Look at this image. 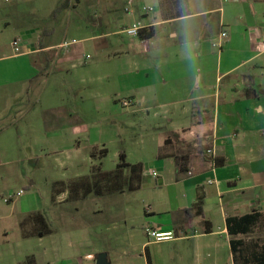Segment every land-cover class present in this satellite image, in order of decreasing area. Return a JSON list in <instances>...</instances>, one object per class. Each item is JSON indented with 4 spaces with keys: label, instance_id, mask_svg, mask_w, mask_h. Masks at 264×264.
Instances as JSON below:
<instances>
[{
    "label": "crops",
    "instance_id": "obj_1",
    "mask_svg": "<svg viewBox=\"0 0 264 264\" xmlns=\"http://www.w3.org/2000/svg\"><path fill=\"white\" fill-rule=\"evenodd\" d=\"M129 3L133 5L134 0ZM153 3L154 11L150 13L140 14L139 8H131L126 16L108 18L104 24L91 22L87 29L93 34L67 47L63 44L68 38L48 42L54 30L46 32L35 27H22V36L8 42L0 37V108L10 95L20 93L25 98L38 81V91L43 89L45 101L48 95L55 100L62 91L74 93L76 86L83 85L85 92L80 99L88 104L87 110L93 106L99 110L104 105L117 110L113 103L119 102L125 111L149 114L157 122L153 130L161 163L156 170L144 168L142 188L148 178L167 186L168 191L166 202L165 197L149 202L146 232L173 233L175 239L169 242H191L197 256L202 254L205 240H210L209 255L214 253L216 257L221 249L228 248L229 263L233 261L231 239L236 237L229 235L227 220L254 211L264 215V1L190 0L192 15L173 21H163L158 0ZM2 11L4 30L9 31L14 24L9 20L10 10L0 6V17ZM116 20L124 21L121 30L110 28ZM137 21L155 27V37L147 41L130 37L129 44L121 43L116 36L125 34L124 29ZM216 25L221 28L216 40L227 33L221 54H215L205 38ZM102 29L104 32H96ZM16 39L21 40L19 53L13 46ZM44 71L48 73L44 75ZM53 75L58 79L49 84ZM248 87L257 93L246 97ZM54 110H45L41 120L56 133L64 124L87 120L90 114L75 116L69 105L64 111ZM12 125L5 122L0 140L2 134H12ZM94 144L102 146L97 147L99 150L106 149L104 141L96 140ZM91 160L94 165L96 161ZM56 183L52 184L50 206L62 217L59 208L77 201L69 200L68 192L55 194ZM23 195L5 211L0 207V264H37L33 240L44 246L46 254L49 238L56 236L53 229L45 237L25 236L33 229L32 224L23 226L30 215L39 212L47 218L39 206L18 212V207L22 209L24 203H29ZM199 196L203 198V215L187 213ZM208 229L212 232L207 233ZM64 238L68 242L63 241L65 256L61 251L58 256L66 264H95L103 253L108 255L109 264H132L128 258L134 255L122 244H116L112 254L100 240L88 241L87 249H82L73 231L68 230ZM51 240L60 250L61 242ZM151 240L143 245L147 264L149 247L168 242ZM108 248L112 249L113 244ZM226 260L218 257L214 263Z\"/></svg>",
    "mask_w": 264,
    "mask_h": 264
},
{
    "label": "rangeland",
    "instance_id": "obj_2",
    "mask_svg": "<svg viewBox=\"0 0 264 264\" xmlns=\"http://www.w3.org/2000/svg\"><path fill=\"white\" fill-rule=\"evenodd\" d=\"M64 2L65 0H0V6L10 10L9 20L14 23L11 30L5 31V14L2 11L0 25L4 33H0V37L6 42L16 36L21 37L20 29L28 26L44 29L46 32L54 30L53 36L48 37V42H61L64 38H68L66 42L74 39L78 41L83 36L93 34L92 29H87L91 22L104 24L108 18L115 20L117 15L126 16V10L131 8H139L140 14L144 13V7L154 8L153 0H134L133 5L129 0H70L69 9L63 8ZM124 25V21L116 20L110 28L121 30ZM219 30L221 28L216 25L205 37L215 54L222 52L212 47ZM116 38L124 44L132 41L127 34H120ZM51 69L53 70V66L48 71L51 72ZM55 79L58 78L53 75L49 84ZM38 83L37 81L31 85L25 98L20 93L17 96L10 95L0 108V133L5 122L14 123L10 132L12 134L1 135L0 207L5 211L17 201L14 199L8 205L4 202L6 194H17L23 190L22 197L28 199L29 203H24L22 209L18 207V212L39 206L45 213L56 236L49 238L46 254L44 246H40L38 240H33L37 264H66L58 254L61 251L62 257L65 256L66 245L63 241L67 242L64 237L68 230L75 233V240L82 245V249H87L88 241L100 240L103 248L114 254L117 250L115 245L122 244L127 252L134 255L128 258V262L147 264L143 245L150 239L154 240L147 236L146 229L149 225L146 223L145 210H149V202L154 198L165 197V202L167 201V186H161L155 179L146 178L143 188L133 194L106 198L90 196L75 203H65L59 208L63 211L62 217L52 209L50 199L53 183L69 182L90 175L93 166L90 158L92 149L102 148L94 144L96 140L106 143L108 154L102 161L104 171L116 169L121 152L126 154L129 164H142L146 170H156L157 164L161 163L157 157L156 133L153 130L157 122L145 112L125 111L119 102L113 103V106L118 107L117 110L106 105L99 110L96 106L87 110L88 104L85 105L80 99L85 92L83 85L76 86L74 93L62 91L55 100L48 95V100L45 101L43 89L38 91ZM67 104L72 106L75 116L77 113L83 118L90 113L88 119L64 124L60 133L46 127L44 120H41L44 111H64ZM4 118L9 119L3 121ZM242 238L248 247H252L254 243L264 245V223H260L252 234ZM51 239L61 242L60 250L55 248ZM205 241L204 250L198 256L193 252L192 243L188 241L151 245L149 253L154 264H215L214 260L218 257L226 260L230 253L228 248L221 249L216 257L214 253L210 256L212 243L210 240ZM110 243L113 244L112 249L108 248ZM91 251L92 249L88 250ZM223 264L234 263H228L227 259Z\"/></svg>",
    "mask_w": 264,
    "mask_h": 264
},
{
    "label": "trees",
    "instance_id": "obj_3",
    "mask_svg": "<svg viewBox=\"0 0 264 264\" xmlns=\"http://www.w3.org/2000/svg\"><path fill=\"white\" fill-rule=\"evenodd\" d=\"M264 1V0H262ZM160 17L163 21H173L192 15L190 0H158ZM63 8H70V0H65ZM156 35L155 27L144 29L139 38L143 41L153 39ZM257 91L251 87L246 88L245 96L252 97ZM107 149H97L94 147L91 152V158L96 163L92 166L89 176L80 177L71 180L68 183L58 182L55 184L54 193H69V200L79 201L89 196L103 197L107 195L136 192L141 190L144 166L142 164H129L124 152L119 154V163L114 171L107 172L103 170L102 161L107 156ZM195 211V215H203V198L199 199L192 209L187 213ZM260 223H264V215L259 211H254L247 215L237 218H229L227 220V231L230 236L236 237L231 239V252L233 263L240 264H264V245L254 243L252 247H248L243 238L237 239L239 236H247L254 232ZM32 224L33 229L25 232L26 237H45L53 233L52 228L46 221L45 217L37 212L30 215L24 222ZM212 232L208 229L207 233ZM148 264H153L150 253L147 250Z\"/></svg>",
    "mask_w": 264,
    "mask_h": 264
},
{
    "label": "built area",
    "instance_id": "obj_4",
    "mask_svg": "<svg viewBox=\"0 0 264 264\" xmlns=\"http://www.w3.org/2000/svg\"><path fill=\"white\" fill-rule=\"evenodd\" d=\"M142 11L144 13H150V12H153L154 9L153 8L144 7L142 9ZM146 28H148V27L143 25L141 21H137V22H134V23L130 24L129 26H127L124 29V33L127 34L129 37L139 38L140 33ZM226 38H227V33L226 32L221 33L220 39L213 44V47L218 49V50H221L223 48V46H224V41H225ZM77 43H79L77 40H73L71 42H65L63 44V46L67 47V46H70L72 44H77ZM13 46L15 47V51L17 53H19L20 52V47H21V40L20 39L14 40L13 41ZM88 58H90V56H88ZM124 105L128 106L129 102L125 101ZM23 193H24V191L22 190V191L18 192L17 194H6L4 196V201L6 203H11L13 201V199H15L16 197H20ZM147 234H148L149 237L153 238L157 242L170 241V240L175 239L173 233H162L161 234V233H157V232H154V231H151L150 229H148L147 230Z\"/></svg>",
    "mask_w": 264,
    "mask_h": 264
},
{
    "label": "water",
    "instance_id": "obj_5",
    "mask_svg": "<svg viewBox=\"0 0 264 264\" xmlns=\"http://www.w3.org/2000/svg\"><path fill=\"white\" fill-rule=\"evenodd\" d=\"M96 264H109L108 255L106 253L100 254L96 259Z\"/></svg>",
    "mask_w": 264,
    "mask_h": 264
}]
</instances>
